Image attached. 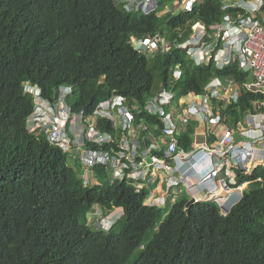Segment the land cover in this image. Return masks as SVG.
<instances>
[{
	"label": "trees",
	"instance_id": "obj_1",
	"mask_svg": "<svg viewBox=\"0 0 264 264\" xmlns=\"http://www.w3.org/2000/svg\"><path fill=\"white\" fill-rule=\"evenodd\" d=\"M164 1L143 15L116 0H0V264H264V168L253 175L262 181L250 185L227 215L211 200L187 206L185 193L165 207L147 206L152 188L109 179L101 167L93 174L103 181L86 184L77 153L26 129L33 110L26 85L51 100L69 85L72 108L89 113L112 95L142 106L156 81L169 84L175 67L181 70L171 88L177 96L203 92L213 76L247 79L237 63L223 70L212 60L197 65L180 48L147 56L135 50L132 38L158 32L166 41H182L188 23L209 26L224 14L221 0H196L191 10L175 13L164 12ZM259 20L264 26V9ZM260 100L264 95L241 90L227 111L237 121ZM136 119L161 128L159 118L143 110ZM100 124L113 132L107 121ZM195 125L180 137L181 147L188 148ZM97 206L103 216L115 207L122 214L108 229L96 228L88 219Z\"/></svg>",
	"mask_w": 264,
	"mask_h": 264
},
{
	"label": "built area",
	"instance_id": "obj_2",
	"mask_svg": "<svg viewBox=\"0 0 264 264\" xmlns=\"http://www.w3.org/2000/svg\"><path fill=\"white\" fill-rule=\"evenodd\" d=\"M116 1L124 10L143 15L153 12L159 4V0ZM195 1H164V12L189 11ZM221 9L224 14L219 22L209 26L200 20L188 23L190 31L182 41H166L158 32L153 37L131 39L133 48L141 53L175 47L184 50L197 65L212 60L218 70H223L237 63V68L247 74L242 82L232 75L214 76L203 92L180 99L181 103L190 101L183 115L208 125L209 142L194 144L191 150L179 148V121L170 109L175 92L166 87L143 107V111L161 122L166 143L163 155H158L156 144L142 147L131 138L132 110L139 104L134 102L130 106L124 96L112 95L97 102L89 113L84 108L74 110L68 101L72 94L68 85L60 86L53 100L43 97L37 86L26 85L25 90L33 95V110L26 118L27 131L44 133L51 144L64 152L77 153L86 184L93 183L94 167L104 169L109 179L130 180L137 190L156 185L159 172H167L160 182L166 184V190L176 186L184 178L183 173L190 172L198 177L199 185L206 187L207 198L219 190L241 196L245 188L262 181L261 176L253 175L256 169L264 168V100L253 102V110L246 109L232 128L224 121V112L237 104L241 90L264 95V26L259 20L264 0H221ZM176 30L180 37L182 28ZM171 72L170 81L175 82L181 70L175 67ZM100 121H107L113 132ZM141 128L147 126L142 124ZM106 144L108 148H101ZM184 165L190 170H180ZM147 201L151 205L160 204L155 189Z\"/></svg>",
	"mask_w": 264,
	"mask_h": 264
},
{
	"label": "crops",
	"instance_id": "obj_3",
	"mask_svg": "<svg viewBox=\"0 0 264 264\" xmlns=\"http://www.w3.org/2000/svg\"><path fill=\"white\" fill-rule=\"evenodd\" d=\"M171 75H172V72H171ZM173 84H174L173 82L169 81V84L167 86H165V85L161 84L160 82H157V86L154 87V90H153L154 93L150 98H152L162 87L163 88L166 87L168 89H171ZM189 94L192 95V92H189L187 94H183L181 96H177V94L175 92V99H174V102H172L171 108H170L171 111L173 112V114L175 116H177L178 121H179L178 142H180L179 139L182 136V134H185L187 132V129L189 127L188 125L192 122H195V124H196L193 131L190 134L191 142L189 143L188 148L186 149V148L178 145L179 148H183L186 150H191L192 146L194 144H199L201 142H205V141L209 142L210 141L208 125H205L204 123L198 121L197 119H195L194 117H192L190 115H183V109L186 108L187 104L190 101L185 100L184 102L181 103L180 99L187 97V95H189ZM150 98H148L145 101V103ZM145 103L142 106L138 105L134 110H132V113L134 114V124L132 125L131 138L136 139L142 145V147L146 146L147 144H151V143L156 144L158 147V150L164 152L165 148H166V143H165V138L163 137V135L161 133V128L159 129V126L157 124L149 125L143 121L138 122L136 119V116L138 115V110H144L143 107H144ZM213 108H214V105H213ZM214 111H216L215 108H214ZM142 124H145L147 126V128L146 129L141 128ZM164 172L166 173V171H164ZM164 176L165 175L162 174L161 172H159L158 176H156L157 181H156V185H154V187H155L154 189H155V192L157 193L158 196L161 195L160 192L162 191L163 184L160 182H161V178H163ZM159 183H160V185H159ZM174 191L176 194H163V193L162 194L165 197H167L170 202L173 199L176 200L177 198L183 197V193H185V195H188V193L186 192V188L183 187L182 184L177 186V188H175ZM200 194L201 193L198 191L197 195H200ZM188 196H189V201H190L191 197H190V195H188Z\"/></svg>",
	"mask_w": 264,
	"mask_h": 264
},
{
	"label": "clouds",
	"instance_id": "obj_4",
	"mask_svg": "<svg viewBox=\"0 0 264 264\" xmlns=\"http://www.w3.org/2000/svg\"><path fill=\"white\" fill-rule=\"evenodd\" d=\"M149 37H153V36H149ZM154 52H157V51H154ZM154 52L143 53V54H145L147 56L148 54H152ZM61 86H63V85H61ZM180 170H182V171L190 170V167H188V166L186 167L184 165V166H182V168H180ZM166 173L163 172L162 174L165 175ZM175 176L181 177L179 174H175ZM183 177L184 178H182V180H180L179 183L176 186H173L172 188H170L168 190H166V187H165L166 184L163 183L162 191L160 192L161 195L158 196L157 193H156V195L158 196L159 201H160V204L159 205H151L149 203V201H147L150 192L152 191V189H154V186H147L149 188H152L150 190L148 196H146V198H145V203L147 204V206L165 207L166 206V203L169 201V199L167 197H165L163 194H176L175 191H174L175 188H177V186H179V185L182 184V186L186 188V192L188 193V195H190L191 198H194L195 199V202L196 201H201V200H211V201H214L216 203L217 207H218L219 213L221 215H227L228 212L230 211L231 207L236 202H238L240 199H242V197L244 195V192L247 189V188H245V190L242 192V195L241 196L239 194H234V193L228 194L226 192H223L222 190L221 191L219 190L216 193L210 194V197L207 198L208 196L206 197V192H207L206 187H203L202 185H199L197 183L196 179H198V177L197 178L194 177V175L192 173H190V172L189 173H183ZM188 187H191V188L188 189ZM198 191L201 193L200 195H197V192ZM216 197H219V198L222 197V198L221 199H214ZM174 201H175V199H173L171 202L169 201V203H173ZM115 208H120V207H115ZM114 209L110 211V214L109 215H105V216L102 217V219H103L102 221L104 222L103 224H106L108 226L106 229H108L121 216L120 215L117 218L116 217H110L111 213L114 212Z\"/></svg>",
	"mask_w": 264,
	"mask_h": 264
},
{
	"label": "rangeland",
	"instance_id": "obj_5",
	"mask_svg": "<svg viewBox=\"0 0 264 264\" xmlns=\"http://www.w3.org/2000/svg\"><path fill=\"white\" fill-rule=\"evenodd\" d=\"M178 10H174V11H172L173 13H175V12H177ZM172 12H170V13H172ZM155 85L157 86V81L155 82ZM224 118H225V122L228 124V125H230L231 126V128L232 127H234V125H235V120H233V117L231 116V113H229V111H226V112H224ZM179 124V123H178ZM196 132V131H195ZM194 132V133H195ZM67 159H68V162L71 164V165H73L74 166V169L78 172V173H80V172H82L83 170H82V166H80V164H79V162L77 161V163L76 164H74V162H76L75 161V158L74 157H67ZM84 172V171H83ZM93 182L94 183H101L102 181H103V179L100 177V176H94L93 175ZM133 183V182H132ZM252 187H256V185H252ZM184 194V193H183ZM95 211H94V215H90L89 216V221H92L93 222V225L96 227V228H98L99 226L100 227H105V228H107L108 226L106 225V224H103L104 222L102 221L103 219H102V217H103V215L101 214V210H100V208L97 206V207H95V209H94ZM166 211V210H165ZM122 214V210H121V208H115L114 209V212H112L111 213V215H110V217H118V216H120ZM98 216L97 217V219L95 218L94 219V216ZM153 235V232L152 231H150L149 232V236H148V238H150L151 236ZM137 251H135L133 254H132V256H131V262H133L135 259H136V257H137Z\"/></svg>",
	"mask_w": 264,
	"mask_h": 264
},
{
	"label": "water",
	"instance_id": "obj_6",
	"mask_svg": "<svg viewBox=\"0 0 264 264\" xmlns=\"http://www.w3.org/2000/svg\"><path fill=\"white\" fill-rule=\"evenodd\" d=\"M194 202H195V199H194V198H191L190 201L187 203V206H188L189 204L194 203Z\"/></svg>",
	"mask_w": 264,
	"mask_h": 264
}]
</instances>
